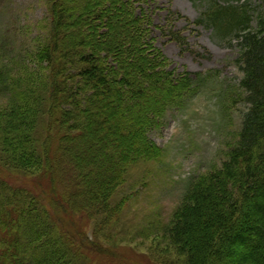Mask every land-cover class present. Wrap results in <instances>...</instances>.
<instances>
[{"label": "trees", "instance_id": "1", "mask_svg": "<svg viewBox=\"0 0 264 264\" xmlns=\"http://www.w3.org/2000/svg\"><path fill=\"white\" fill-rule=\"evenodd\" d=\"M69 1L50 0L47 36L34 53L13 57L15 63L0 61V264H93L96 256L122 260L114 243L98 239L93 222L109 231L127 197L134 199L129 193L117 202L114 194L135 166L161 157L147 131L164 105L187 95L180 92L156 108L146 101L141 113L124 112L123 92L131 90L128 84L133 87L130 70L119 72L121 47L109 30L113 16L99 13L115 6L109 0H81L68 13ZM127 1L124 7L131 12ZM235 2H209L195 22L236 39L241 77L232 95L224 91L221 105L244 101L246 109L234 140L220 149V168L191 180L168 221L152 231L166 235L176 249L179 257L170 264H264V0L254 27L248 3ZM65 19L77 25L74 32L65 33ZM80 19L90 37L104 38L105 50L86 44ZM31 59L32 65L44 64L43 77L29 69ZM143 60L139 71L159 91L198 87L188 75L173 79L147 72ZM199 79L202 85L208 78ZM141 92L136 87L131 99L139 101ZM84 165L92 171L79 172ZM150 231L147 226L141 232ZM109 235L104 241L117 239L114 231Z\"/></svg>", "mask_w": 264, "mask_h": 264}, {"label": "rangeland", "instance_id": "2", "mask_svg": "<svg viewBox=\"0 0 264 264\" xmlns=\"http://www.w3.org/2000/svg\"><path fill=\"white\" fill-rule=\"evenodd\" d=\"M92 1L100 0H90V3ZM109 1L115 8H102L99 13L101 17L107 13L113 16L115 24H110L109 30L115 32L121 47L119 72L130 70L128 78L133 82V87L128 84L131 90L122 91L125 94L123 111L141 113L146 101H154L156 108V105H164L180 92L187 95L182 97L183 101L164 105L163 110H157H162V114L156 117L147 131V138L161 149V157L145 167L143 164L135 166L128 181L114 194L117 202H122L129 193L135 196L134 199L127 197L110 224L109 231L106 229L104 232L103 225L93 222V232L98 239L107 244L114 243L120 252L118 256L126 261L113 256L96 257L105 264H170L179 257L176 249L166 235L152 231L158 223L161 226L168 221L191 180L213 168H220L224 157L220 149L225 142L234 140L240 115L246 109L244 101L231 105L228 99L227 105H221L222 95L225 97L226 92L232 95L229 91L241 77L235 64L238 54L236 39L232 35L219 37L213 28L195 22L201 18L210 1L225 3L231 0H119L118 4L116 0ZM126 1L131 12L124 7ZM232 1L248 3L252 14L251 25L254 27L262 0ZM80 2L72 0L66 3L68 13L78 9ZM50 3V0H0L1 62L15 63L13 57L27 59L37 50L39 43L45 41L51 17ZM127 11L135 16L131 15L130 18ZM133 17H137V21H130ZM65 20V33L74 32L77 25L71 24L72 19ZM77 24L83 28L80 36L85 38L88 46L106 49L104 38L98 39L96 35L90 37L87 22L80 19ZM142 57L147 72L154 69L160 73L159 77L170 74L173 79L188 75L196 80L198 87L195 88L194 83L192 90L159 91L158 86H152L153 79L144 77L139 71ZM32 59L29 64L33 63ZM112 59L107 61L116 64ZM42 66L34 64L29 69L39 71L43 77L46 68ZM16 71L12 73L26 70ZM206 77L208 79L204 84L198 85V78L201 81ZM109 83L113 85L110 79ZM136 87L142 89L139 101L131 99ZM85 165L90 166V163ZM85 165L78 171L90 170ZM147 226L151 231L142 233ZM113 231L117 233V239L104 241ZM96 257L93 264H101L99 261L97 263Z\"/></svg>", "mask_w": 264, "mask_h": 264}]
</instances>
